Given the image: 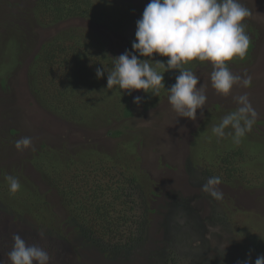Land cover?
<instances>
[{
    "label": "rangeland",
    "instance_id": "rangeland-1",
    "mask_svg": "<svg viewBox=\"0 0 264 264\" xmlns=\"http://www.w3.org/2000/svg\"><path fill=\"white\" fill-rule=\"evenodd\" d=\"M109 1L111 3L107 8L111 7L110 14L113 13L111 15L116 19L113 23L71 19L54 25H43L31 21L29 17L35 0H0V20L7 18L24 28L14 35V38L23 43V49L18 52L15 63L10 60V54H3L5 41L11 38L12 30H6L0 35V170L3 168L8 171L18 166L20 173L29 181L31 179L39 192L42 191L43 197L52 205L54 211L65 217L66 209L61 204V195L54 191L55 188L51 189L52 185L43 179L40 169L34 165L36 157L40 155L37 154L50 148L67 155L73 150H89L93 159L100 161L101 153H109L114 159L121 153V149L128 146L131 148L127 157L128 171L137 173L142 179V190L136 188L133 192L137 201L136 213L147 228L148 236L144 245L132 252L129 259L118 251L107 254L106 249L104 251L85 234L75 231L73 224L70 226L60 220V230L67 235L70 242L61 255L59 254V264H167L163 260L161 262L165 257V254L161 255V250L165 249L169 237L165 226L173 222L183 230L178 233V239L189 257L193 256L198 263L203 264H214L212 261L215 260L222 262L223 253L229 252L233 247L232 242L239 238L238 232H235L237 224L255 225L256 231L264 230V0H240L251 12L246 21V31L251 38L252 47L245 59H236L229 67L234 74L243 76L247 73L252 77L249 88L237 87L227 97L220 95L211 84V64L192 62L186 66L187 69L194 72L205 86L207 101L203 117L200 116V110L197 111L195 121L179 117L170 105L167 99L169 93L165 89H161L159 96L144 93L143 90H133L129 103L134 115L124 117L121 110L123 105H119L116 100L126 103V92L121 90L120 93L119 90L105 108L112 120L102 123L99 118L90 124L89 120L77 121L66 116L70 113L69 107L56 112L44 105L42 98L29 90L28 71L35 54L45 41L62 30L72 29L79 37L83 35L81 39L72 40H80L82 43L85 41L88 45L78 47L88 49V54L93 53L88 56L92 59H86L90 68L89 77L79 82L80 84L77 83L78 92H72L73 100L90 101V104L100 106L101 102L97 104V97L95 100L84 97L93 98L94 90L97 92L100 83L107 87V77H96V68H102L99 65L101 51H108L112 62L126 50L134 51L132 42L136 38V21L141 18L145 6L150 2ZM138 58L140 59L139 55ZM11 63H14L13 66ZM111 67L112 65L107 66V69L110 70ZM4 78L5 85H2ZM164 82L167 89L176 83H169L167 76H164ZM62 84H68L65 87L69 88L74 86L69 82ZM244 93L249 95V100L257 112L252 131L241 140L248 148V153L254 156L247 163L250 168H245V171L249 178L254 176L257 179L243 183L245 186L239 177L234 182L221 183L218 188L223 192L224 198L218 201L202 191L201 185L213 174L205 173V157L197 156L195 147L203 148V152L211 156L215 155L210 160L217 165L220 161L219 167L224 168L222 160L218 158L219 154L216 153L223 145L222 140L226 139L228 147L235 143L231 136L218 140L212 133V127L227 113L236 110L239 106L236 98ZM136 96L143 97L139 106L133 103ZM111 130H120L121 134L115 136L110 133ZM26 136L32 138L35 151L31 148L22 152L16 149L15 142ZM92 149H97V153H91ZM109 169L111 176L121 178L120 171ZM214 204L218 205V210ZM19 225L30 227L35 232L38 231L40 236H46V228L37 224L33 227L30 219L21 218L12 208H3L1 205L0 259L7 261L14 234L21 232L19 235L26 240L25 230H19L25 228ZM55 259L56 256H53L51 262Z\"/></svg>",
    "mask_w": 264,
    "mask_h": 264
},
{
    "label": "trees",
    "instance_id": "trees-1",
    "mask_svg": "<svg viewBox=\"0 0 264 264\" xmlns=\"http://www.w3.org/2000/svg\"><path fill=\"white\" fill-rule=\"evenodd\" d=\"M110 3L109 0H35V6L32 8L29 17L31 21L43 25H54L71 19H90L99 23H113L116 19L111 15L113 13L110 14L111 7L107 8ZM11 14L14 15L12 12ZM10 21L7 18L0 20V35L6 30H9V32L12 30L11 38L5 41L3 54L4 56L10 54V60L15 63L18 52L23 49V43L14 38V35L24 28L20 27L19 23L15 24ZM14 30L16 31L14 32ZM3 37L6 38V36ZM80 37H83V35ZM80 37L72 29H65L45 41L29 66L28 87L31 92L42 98L44 105H47L53 111L58 112L59 109L62 110L64 107L71 108L70 113L66 116L71 117L73 120H89V123L92 124L100 118L102 123H108L112 118L105 108L108 101H112L117 91L119 92L115 86L110 91L106 85L102 86L100 83L97 92L94 90L95 94L93 95L95 96L93 98L84 97L87 100L97 97L99 101L97 104L101 102L98 107L96 104H90V101L74 102L73 100L74 95L72 96V92L74 94L78 92L77 83L89 77L90 68L86 63V59H92L88 56L93 54H88V49L78 47V45L88 46L85 41L82 43L80 40H72L81 39ZM251 47L252 41L249 50ZM102 50L104 52L101 51L99 65H102V68L105 66L107 69V66L113 65V62L108 55V51ZM154 55L155 60L162 62L169 59V57L160 56L158 53ZM140 59L146 58L140 57ZM7 60L10 62L9 59ZM14 63H11V65L13 66ZM152 65L157 68V71L165 72L164 67H159L155 63H152ZM177 75H179V70L164 73L169 83L176 82L175 77ZM104 76L107 77L106 72ZM90 79L93 80L92 77ZM62 82H69L74 86L65 87L68 84H62ZM1 84L5 85V78ZM125 92L126 103H123L122 100L116 101L119 105H123L121 109L123 116L131 117L134 115L129 103L131 95L126 90ZM84 95L89 96V94ZM101 115H105V117ZM12 132H14V129ZM110 133L117 136L121 134V131L111 130ZM222 139L219 138L218 140ZM225 141L226 139L222 140L223 145L216 153L219 154V160H222L223 169L219 167L220 161L217 165L213 160H210V157L215 155L211 156L209 153H204L203 148L195 147L197 156L205 157L203 159V166L204 168L207 167L205 173L219 176L222 183L234 182L239 177L243 186L247 181L257 179L254 176L249 178L248 173L245 171V168L249 167L247 165L248 161L254 156L248 153V148L243 145V142L228 147ZM47 150L37 154L40 155L36 157L34 165L40 169L43 179L52 185L51 189L55 188L54 191H58L61 195V204L66 209L65 217L54 211L52 205L43 197L42 191L39 192L34 182L31 179L29 181L20 173L21 170L18 166L8 171L3 168L0 170V174H2L0 175V207L2 205L3 208L5 206L12 208L21 218L30 219L33 227L37 224L39 227L47 229L46 236H40L38 231L35 232L30 227L25 228L23 225H19V227L23 226L25 228L19 230H25L27 243L37 244L44 248L51 258L56 256L51 264H59V254L61 255V252L67 248L70 242L67 235L60 230L59 221L61 220V222L70 226L73 224L75 231L85 234L90 241L101 246L104 251L106 249L105 253L113 252L112 254H115L114 251H118L129 259L132 252L144 245L148 236L145 222L141 220L140 215H137L138 209L135 208L137 201L134 198L133 191L136 188L142 190L143 187H141L142 179L138 177L137 173L128 171L129 162L127 157L131 153V148L127 146L125 149H121V153L115 156L114 159L109 153H101L102 159L100 161L93 159L89 150L88 152L86 150L76 152L73 150L69 151L70 154L68 155L61 154L53 148ZM92 150L91 153H97V149ZM244 158L249 159L244 162L242 161ZM109 168L115 170V172L120 171L121 178L116 177V175L111 176L112 173ZM10 174L17 177L21 183V189L15 194L9 191L5 179ZM24 180L27 182H23ZM139 204L141 205L140 202ZM214 207L217 210L219 209L218 205L214 204ZM165 228L169 237L165 249L161 250V255L165 254L161 262L163 260L167 264H203L198 263L195 260L196 258L189 257V254L184 252L178 239V233L183 231L180 225L173 222L166 225ZM235 232H238L237 236L239 238L232 242L233 247L229 252L223 253V261H212L214 264H243L249 257L252 264H255L257 256L264 255V230L256 231L255 225L243 226L237 224Z\"/></svg>",
    "mask_w": 264,
    "mask_h": 264
},
{
    "label": "clouds",
    "instance_id": "clouds-1",
    "mask_svg": "<svg viewBox=\"0 0 264 264\" xmlns=\"http://www.w3.org/2000/svg\"><path fill=\"white\" fill-rule=\"evenodd\" d=\"M250 10L240 0H150L140 19L136 21L134 51L126 50L114 58L111 69L96 68L97 79L107 73V88L143 90L153 96H159L165 89L173 110L179 117L197 119V111L204 116L207 96L205 86L200 83L194 72L187 69L192 62H209L213 68L211 84L216 92L225 97L234 88H249L252 77L243 76L230 70V63L246 58L251 45L247 34V19ZM145 57L146 59H139ZM169 57L167 62L154 59V54ZM164 67L165 72L179 70L176 83L170 89L165 87L164 73L152 65ZM199 85V87H198ZM143 97L136 96L133 103L139 106ZM236 110L223 116L212 127L217 138L231 136L233 143H241L242 138L251 132L256 122L257 112L253 108L249 95L244 93L236 98ZM230 129V131H226ZM18 151L31 148L35 151L31 137H23L15 142ZM9 191L13 194L21 189V183L15 176H6ZM222 183L219 176L209 177L201 185L202 191L215 200H222L224 194L218 186ZM42 235V234H41ZM49 253L37 244H28L19 234L13 235V245L7 253V261L0 264H50ZM243 264H252L251 258ZM255 264H264V255L255 259Z\"/></svg>",
    "mask_w": 264,
    "mask_h": 264
}]
</instances>
